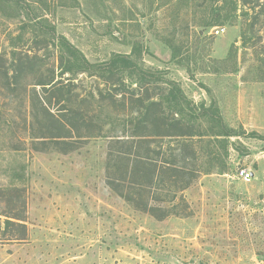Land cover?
Instances as JSON below:
<instances>
[{
	"label": "rangeland",
	"instance_id": "1",
	"mask_svg": "<svg viewBox=\"0 0 264 264\" xmlns=\"http://www.w3.org/2000/svg\"><path fill=\"white\" fill-rule=\"evenodd\" d=\"M255 1L228 0L223 11L210 0H20L23 10L0 2V264H264V140L251 136H264V17H254L258 8L241 16ZM233 4L224 25H198ZM53 36L94 66L131 55L160 81L140 87L127 74L106 80L72 66L63 74ZM42 80L60 92L34 89ZM165 81L194 108L183 120L198 137L195 158L186 157L194 177L159 174L144 196L154 216L108 183L121 175L117 152L127 151L117 139L145 138L141 154L175 161L176 143L156 137L154 107L135 124L151 102L169 114ZM43 103L70 113L68 149L54 144ZM202 106L233 135L215 137ZM16 214L25 232L4 234L5 216Z\"/></svg>",
	"mask_w": 264,
	"mask_h": 264
},
{
	"label": "trees",
	"instance_id": "2",
	"mask_svg": "<svg viewBox=\"0 0 264 264\" xmlns=\"http://www.w3.org/2000/svg\"><path fill=\"white\" fill-rule=\"evenodd\" d=\"M20 0H0V2L13 3L17 9L23 10L24 8L20 6ZM213 4L216 5V9H221L227 4L228 0H210ZM242 7L247 5V0H240ZM258 8L257 15L254 14V17H258L263 15L264 17V0H256L255 5L247 10L242 8L241 16L248 17L250 16L251 10ZM236 11V7L233 6L224 11V15H215L210 16L206 20H202L198 25L202 27H216L222 26L226 21H228L232 15ZM30 13V12H28ZM55 40H57L58 45L63 49L64 54L59 56V65L63 71V74L69 73L71 71L69 69L70 66L74 67L76 72H87L90 69L94 70V73L99 77L111 79L113 77L121 76L127 74L130 78L136 77L135 84L138 86H143L146 83H153L160 81V77L157 73H151L140 69L136 63L131 59L130 56H114L109 62L104 64L90 65L83 56L78 52L76 48L70 45L67 40L63 36H53ZM8 73L5 72V86L7 89H14L13 87L17 84V79L15 76L8 77ZM168 88L163 97L165 100L166 108L170 110L169 114L166 115L159 102H151L147 106H144V111L138 116L136 119V127L138 125H143L146 120L149 118V109L150 107H154L155 113L154 120L159 123L160 131H163L161 134L156 136L157 138L162 139H171L176 143V147L174 150L170 149V151L174 154L171 155L175 160L172 163L168 162H158V160H153L149 155L141 154L140 151H149V140L145 138H138L135 140L131 138L128 140H119L117 139L115 142L116 145H120L122 148H126L125 150H120L116 154V158L119 161L121 167V175L119 179H114L109 181L108 185L112 189L119 190L121 189L120 197H122L126 202L130 204H134V209L137 211H141L143 213H149L155 216L157 212L152 206L148 204V200L144 198V196H148L150 194L151 186L154 185V180L158 177V175L167 173L171 177H194L193 172H188L187 168L189 164L187 163L186 157L190 154L192 157V143L195 137L198 135L192 134L190 123H185L183 120V114L185 110L191 111V115L195 113L194 108L191 107V103L185 98L182 92L175 86V83L165 81ZM35 88H40L42 91L46 92L47 90L54 89L57 92H60L61 88L57 87L56 84H53V80H42L38 82ZM36 94V93H35ZM40 114L42 115L43 121H46L47 130L53 132L54 134L51 136L53 142L57 146H62L66 149L70 147V143L67 141L70 139V128H68L70 113L63 108L54 114L46 105L41 104ZM198 116H205L210 119L211 122L215 124L216 127L219 128V132L215 134V137H223L229 138L233 134L232 131L228 130L216 110L210 108H204L203 106L198 109ZM185 115V114H184ZM189 118H193L190 116ZM135 121V120H133ZM68 125H67V124ZM131 123V122H130ZM190 131V133H189ZM252 137H260V139L264 140V136H257L255 134H251ZM42 138V137H41ZM35 139V138H33ZM128 147V148H127ZM132 149L134 151L132 152ZM179 151V154H175V152ZM157 155L159 156L160 153ZM181 158L182 164H178L179 160L177 158ZM195 158V157H194ZM178 162V163H177ZM122 163V165H121ZM177 163V164H176ZM124 164V165H123ZM122 166L124 170L122 169ZM119 167V169H120ZM188 172V173H187ZM157 181V180H156ZM154 182V183H153ZM127 184V185H126ZM156 186V185H155ZM189 186V182H187L182 189H185ZM158 187V186H157ZM124 190L126 191V195L123 194ZM160 210V209H157ZM162 217H165L164 215ZM159 217V218H162ZM5 220L3 222V233L4 234H12L13 228L16 230L25 232V226L21 222V216H5ZM14 220V221H12Z\"/></svg>",
	"mask_w": 264,
	"mask_h": 264
},
{
	"label": "built area",
	"instance_id": "3",
	"mask_svg": "<svg viewBox=\"0 0 264 264\" xmlns=\"http://www.w3.org/2000/svg\"><path fill=\"white\" fill-rule=\"evenodd\" d=\"M239 179H241L244 182H247L251 179L250 175L247 174L246 172L242 171L239 173Z\"/></svg>",
	"mask_w": 264,
	"mask_h": 264
}]
</instances>
